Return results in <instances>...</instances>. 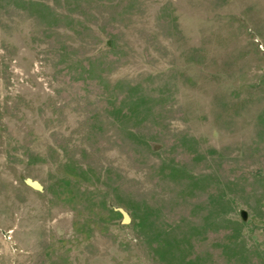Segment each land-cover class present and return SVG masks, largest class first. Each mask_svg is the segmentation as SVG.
<instances>
[{
    "label": "rangeland",
    "instance_id": "obj_1",
    "mask_svg": "<svg viewBox=\"0 0 264 264\" xmlns=\"http://www.w3.org/2000/svg\"><path fill=\"white\" fill-rule=\"evenodd\" d=\"M0 264H264V0H0Z\"/></svg>",
    "mask_w": 264,
    "mask_h": 264
},
{
    "label": "water",
    "instance_id": "obj_2",
    "mask_svg": "<svg viewBox=\"0 0 264 264\" xmlns=\"http://www.w3.org/2000/svg\"><path fill=\"white\" fill-rule=\"evenodd\" d=\"M128 223H129V219L124 215L123 224H128Z\"/></svg>",
    "mask_w": 264,
    "mask_h": 264
}]
</instances>
